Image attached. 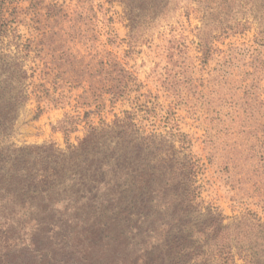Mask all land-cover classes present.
<instances>
[{
	"label": "rangeland",
	"instance_id": "1",
	"mask_svg": "<svg viewBox=\"0 0 264 264\" xmlns=\"http://www.w3.org/2000/svg\"><path fill=\"white\" fill-rule=\"evenodd\" d=\"M232 260L264 264V0H0V264Z\"/></svg>",
	"mask_w": 264,
	"mask_h": 264
},
{
	"label": "trees",
	"instance_id": "2",
	"mask_svg": "<svg viewBox=\"0 0 264 264\" xmlns=\"http://www.w3.org/2000/svg\"><path fill=\"white\" fill-rule=\"evenodd\" d=\"M108 126L109 125L107 124L103 126L89 125L86 129V134L84 135V137L77 138L79 141L78 146L73 147L77 148V150L82 149L83 151H90L91 153H93L95 150L104 151L105 148H107L108 146V144H106L107 140L106 138H104L107 133H109V130H107ZM63 128L65 130L66 135H68V133L72 131L67 126H64ZM109 128L111 127L109 126ZM231 262L233 264H236L233 260ZM223 264H230V262L226 261Z\"/></svg>",
	"mask_w": 264,
	"mask_h": 264
}]
</instances>
